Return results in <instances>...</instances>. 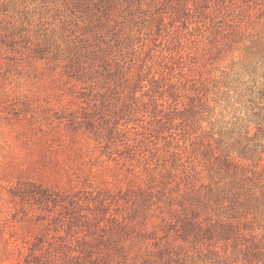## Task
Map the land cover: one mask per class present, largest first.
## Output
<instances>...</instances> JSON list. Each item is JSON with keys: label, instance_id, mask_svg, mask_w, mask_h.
<instances>
[{"label": "rangeland", "instance_id": "obj_1", "mask_svg": "<svg viewBox=\"0 0 264 264\" xmlns=\"http://www.w3.org/2000/svg\"><path fill=\"white\" fill-rule=\"evenodd\" d=\"M261 149L264 0H0V264L129 243L108 217L155 213L169 172L194 167L205 198ZM215 242L172 264H217Z\"/></svg>", "mask_w": 264, "mask_h": 264}, {"label": "trees", "instance_id": "obj_2", "mask_svg": "<svg viewBox=\"0 0 264 264\" xmlns=\"http://www.w3.org/2000/svg\"><path fill=\"white\" fill-rule=\"evenodd\" d=\"M217 173H222V180L207 184L208 192L214 202L224 200V208L208 210L212 195H201L194 183L200 179L198 171L182 164L180 172L168 173L155 213L151 206L156 203L146 201L143 206L138 203L129 217H108L118 228L113 234L130 236L129 243L111 236V246L101 247L99 255L90 251L89 260L79 264H172L180 256L182 260L189 256V243L198 244L201 250L200 244L208 237L217 241L209 247L217 264H264V149L226 155ZM102 202L106 203L101 200L98 210ZM152 216L155 220L149 226ZM227 249L231 255L225 261L217 259Z\"/></svg>", "mask_w": 264, "mask_h": 264}]
</instances>
